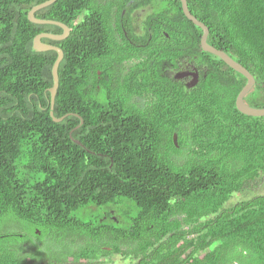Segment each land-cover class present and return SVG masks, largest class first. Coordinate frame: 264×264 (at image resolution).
<instances>
[{
	"label": "trees",
	"instance_id": "obj_1",
	"mask_svg": "<svg viewBox=\"0 0 264 264\" xmlns=\"http://www.w3.org/2000/svg\"><path fill=\"white\" fill-rule=\"evenodd\" d=\"M46 1L0 0V264H98L130 244L135 264H264V195L226 207L264 174V117L236 107L246 78L203 51L180 0H134L163 27L159 41L179 42L176 58L210 71L191 89L152 81L158 100L132 103L150 79L122 91L111 9L126 0H57L36 13L72 28L42 40L64 52L53 113L68 116L55 122L58 54L33 46L62 29L28 19ZM187 4L207 42L255 77L245 102L264 108V0ZM129 203L133 216L119 211Z\"/></svg>",
	"mask_w": 264,
	"mask_h": 264
},
{
	"label": "flooded vegetation",
	"instance_id": "obj_2",
	"mask_svg": "<svg viewBox=\"0 0 264 264\" xmlns=\"http://www.w3.org/2000/svg\"><path fill=\"white\" fill-rule=\"evenodd\" d=\"M102 1L93 0L94 3H101ZM122 6L124 8H122L120 13V7ZM113 7L111 9L112 25L114 27L112 35L115 39L111 43L118 48L121 47L127 54L121 58L119 63V66L124 68L123 77L120 79V83L124 86L122 91H128L127 81L135 80L136 77L140 79V82L147 78L150 79L149 84H147V92L139 95L131 91L128 94L133 96L132 103L138 102L144 107L148 102L158 100V92L153 91L151 88L152 81L156 82L157 86H164V88L170 84L171 87H176V89L181 87L191 89L199 85L207 77L210 71L209 68H199L192 63L186 65L184 60L176 58V55L183 52L175 47L179 42L171 39H161L160 41L157 39V30L159 31L163 27L152 26L154 19L151 16L150 8H136L134 0H126L124 5L121 2L118 5L114 4ZM86 18L87 13H84L80 16L79 21H84ZM147 24L149 26L146 29ZM153 28L156 29L155 42H152L154 37ZM71 30L72 28H70V34ZM62 33L63 30L58 35ZM165 35L170 38L168 34L165 33ZM145 36L148 37V40L143 43L142 38ZM195 58L197 59V57ZM154 72L157 75L153 74ZM116 73V78L118 79L117 69ZM32 262L30 264H37V261Z\"/></svg>",
	"mask_w": 264,
	"mask_h": 264
},
{
	"label": "water",
	"instance_id": "obj_3",
	"mask_svg": "<svg viewBox=\"0 0 264 264\" xmlns=\"http://www.w3.org/2000/svg\"><path fill=\"white\" fill-rule=\"evenodd\" d=\"M56 1L57 0H49V1H46L42 4H39L35 7H33L28 13V19H29V21H31L32 23H35V24L54 25V26H57L63 30V33L60 35L50 34V33H41V34L37 35L34 39V46H33L34 50L37 52L55 51L58 54L57 59L54 63L53 69H52L54 84H53L52 88L50 89V94H51L50 104H51V116L53 117L54 121L55 122H61L68 115H66L65 117H62V118H55L53 110H54L55 100H56V96H57L58 89H59V67H60L61 62L64 59V52L61 48L54 46L52 44L44 43L42 40L48 39L51 41H63L69 36L70 28L67 25H65L61 22H58V21L43 20V19L36 18L37 12L53 5ZM180 1H181L182 10H183L184 15L191 22H193L196 26L201 28L203 31V35L201 38V47H202L203 51L219 57L230 68H232L234 71L243 75L246 78L247 83L244 86V88L241 90V92L239 93V95L237 96V99H236V107H237L238 111L240 113H242L246 116H250V117H264V108H253L245 102L246 96L249 94V92L255 86V83H256L255 77L252 75V73H250V71L246 67H244L242 64L235 61L227 53H225L222 50L215 48L214 46L210 45L207 42L208 36H209V28L203 22L199 21L194 15H192V13L189 11L187 0H180ZM81 122H83V121H81ZM72 133H71V136H72ZM74 141L77 144H80L79 141H77V140H74Z\"/></svg>",
	"mask_w": 264,
	"mask_h": 264
},
{
	"label": "rangeland",
	"instance_id": "obj_4",
	"mask_svg": "<svg viewBox=\"0 0 264 264\" xmlns=\"http://www.w3.org/2000/svg\"><path fill=\"white\" fill-rule=\"evenodd\" d=\"M260 195H264V174L261 175V177L259 179H257L256 182H254L250 188H248L245 192L238 194V195H234L231 202H229L226 207L229 208L230 206H232L233 204H235L236 202H240V201H244V200H248V199H252L256 196H260ZM119 211H122V214H129L133 216V212L134 208L132 206V204H123L121 205ZM97 212H100L99 210ZM128 215V216H129ZM185 218V215H181L177 218L178 221H180L181 223H183V219ZM91 220L90 217H86L85 221H89ZM182 229H189L190 226L183 223ZM86 243V242H84ZM135 244H130V245H124L121 246V249L113 254H110L108 257H103V256H99V260H94L91 259L90 263H94L98 261V264H135L136 262V249L137 247H135ZM150 251V250H148ZM238 264V263H237Z\"/></svg>",
	"mask_w": 264,
	"mask_h": 264
}]
</instances>
